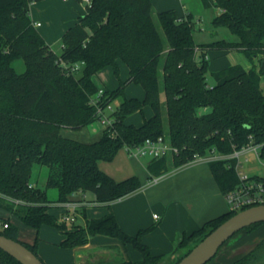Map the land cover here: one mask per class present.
<instances>
[{"label":"trees","instance_id":"obj_1","mask_svg":"<svg viewBox=\"0 0 264 264\" xmlns=\"http://www.w3.org/2000/svg\"><path fill=\"white\" fill-rule=\"evenodd\" d=\"M40 1L0 0V208L37 232L45 224L55 226L64 235L60 243L64 248L84 246L91 237L102 235L131 244L142 255L138 263L102 259L92 264H160L163 258L153 256L142 242L152 227L130 236L110 212L69 229L51 212L52 204L79 193H90L95 202L106 204L139 190L138 177L116 181L99 163L111 162L122 148L142 145L148 139L163 137L179 149L175 155L147 164L153 177L212 150L231 155L247 145L260 146L259 157L264 161V0H202L205 7L220 11L213 24L225 26L238 37L236 42L207 44L195 42V23L189 15L157 12L153 0H90L86 13L64 33L60 55L31 19V4ZM212 49L240 52L251 67L223 68L213 73L214 84L209 85L206 57ZM60 58L70 65H85L80 73L69 75L59 65ZM19 60L25 65L23 73L14 67ZM121 62L129 70L127 80L115 90L106 89L99 99L101 106L120 100L114 135L103 131L92 143L64 136L66 130L81 131L97 122L92 98L99 88L94 78L107 66L118 73ZM131 83L143 88V100L125 96ZM146 107L153 114L141 126L126 123ZM235 164L234 159L209 163L223 194L240 182ZM36 166L40 172L48 169L45 189L34 184ZM255 178L264 183V177ZM49 188L57 189L56 201L49 200ZM235 214L228 212L181 235L174 264ZM3 220L9 227L0 234L39 257L38 242L21 241L18 226L9 218ZM262 224L244 230L252 232ZM0 264L21 263L0 249ZM233 264H264V239Z\"/></svg>","mask_w":264,"mask_h":264},{"label":"crops","instance_id":"obj_2","mask_svg":"<svg viewBox=\"0 0 264 264\" xmlns=\"http://www.w3.org/2000/svg\"><path fill=\"white\" fill-rule=\"evenodd\" d=\"M172 6L164 5V3L158 2V0H153V7L157 12L167 9L166 7L171 8ZM86 11L87 4L83 0H43L32 3L30 7L31 19L45 42L49 46L60 43L61 52L64 33L76 25L79 18ZM52 46L50 47L54 50ZM231 52L240 53L237 51H227L225 55ZM250 67L251 63L247 60V65L244 68L249 69ZM146 108L143 114H145ZM207 111L208 109L203 110V112ZM150 112L151 114L148 117L144 116V119L152 116V110ZM143 122L135 126H141ZM126 123L134 125L127 120ZM86 128L81 131L66 130L63 134L70 139L84 143H92L99 140L102 136L103 128L101 127L97 131V129L94 130L95 127L93 126L91 140H84L81 135L86 133ZM92 134L94 135L92 136ZM124 149L118 152L113 161L100 162L99 167L116 181L136 176L141 181L142 187L136 192L111 203H98L97 205L102 206V209L95 212L92 217L100 218L112 212L122 230L130 236H135L141 230L152 227V231L144 235L142 239L143 244L149 248L153 256L163 258L164 261L160 264L170 260L175 262L179 257V253L175 252V247L181 235H189L201 229L208 221L229 212V205L225 194L219 188L207 161L197 159L179 168L169 170L159 177H153L147 170V164L150 163L152 158L147 162H143L139 157L129 155L126 149ZM249 154L243 155L245 161H249ZM247 175L264 177L249 173ZM154 178H158V182H154ZM34 184L36 183L34 182ZM85 195L87 200L94 201L92 194L85 193ZM71 198L79 199L81 198V194H74L69 199ZM52 205L53 209H61L58 211L60 213L59 216L55 215L61 220L65 209L60 203H53ZM88 207L84 205L78 209L75 225H85L87 219H92L88 217ZM53 209L51 210L52 213ZM154 215H157L158 219H155ZM7 218L17 225L18 228L19 224L23 225L19 219L0 208V219ZM60 236L61 243L64 235L60 232ZM19 237L21 241L32 245L30 243L31 239L23 236L20 233V229ZM263 239L264 224L252 232L243 230L230 238L227 241L228 243L226 242L227 244H224L225 246L223 245L224 247L222 246L223 248L221 247L222 249L220 248L217 255L207 264H233L248 254ZM38 249L42 251L41 246H38ZM69 254L70 258L68 262L57 260L56 258H48V262L49 264H92L102 259L118 261L119 257L122 260H131L135 263L142 260L141 253L133 245H123L115 238L102 235L91 237L88 244L84 246L71 248ZM43 255L47 257L46 252Z\"/></svg>","mask_w":264,"mask_h":264},{"label":"rangeland","instance_id":"obj_3","mask_svg":"<svg viewBox=\"0 0 264 264\" xmlns=\"http://www.w3.org/2000/svg\"><path fill=\"white\" fill-rule=\"evenodd\" d=\"M41 2V1H40ZM158 2L164 3V5L172 6L171 8L166 7L167 9H162L161 11L172 10L175 11L178 17H183L185 14L191 17L194 23H201L204 30H198L194 28L193 36L197 44H207L219 40H225L228 42L238 41V37L234 35L228 28L225 26H215L213 21L215 17L220 13L219 9L215 7H205L202 0H158ZM185 12V13H184ZM185 15V16H186ZM52 46V45H50ZM56 53L61 54V44L58 43L52 46ZM225 50H209L207 53L206 59H208V69H207V81L209 85L214 84L213 73L222 70L223 68L239 64L241 66L247 65V60L243 54H238L231 52L228 55H225ZM14 67L18 73H23L25 71V65L23 61L19 60L14 63ZM128 78V69L124 63H119V72L116 73L112 66L105 67L98 76L94 78L96 85L100 89H109L115 90L120 86L121 81H126ZM144 90L143 88L135 83H131L125 88V96L127 98H137L140 100L144 99ZM120 100H116L113 103L114 107H117ZM150 108H146L145 114L135 113L128 117L127 121L133 123L134 125H140L143 122L144 116L148 117L151 112ZM95 127L99 131L101 126L99 123H93V125L88 126L86 133L82 131V138L84 140H91L92 127ZM94 134H92L93 136ZM124 149V148H122ZM125 150V149H124ZM249 161H245V157L240 158V162L243 164L242 171L246 174L251 175H262L264 176V161L259 160L254 153L248 155ZM143 162H147L151 159L149 156H143L139 158ZM40 173V174H39ZM48 169L46 167L42 168V172L38 166L35 167L33 172V181L37 184L39 188L45 189L46 176ZM48 198L51 201H56L58 199V191L55 188L47 189ZM102 206L91 205L87 209L88 217H92L95 212L101 211ZM60 208L53 209L54 215L57 217L60 213ZM71 224L68 223V228L71 229ZM20 233L23 236H26L30 240L31 244L38 242V246H41L42 251L39 250V257L49 264L48 258H56L57 260H62L68 262L70 258L69 250L70 248H64L60 246V231L52 225L45 224L43 225L39 232L36 230L19 224ZM228 243V242H227ZM225 243V245L227 244ZM224 245V246H225ZM223 246V247H224ZM222 247V248H223ZM221 248V249H222ZM46 252V256L43 255ZM44 256V257H43ZM120 258V259H119ZM118 258V261L122 260L121 257ZM163 264H174V261H166Z\"/></svg>","mask_w":264,"mask_h":264},{"label":"built area","instance_id":"obj_4","mask_svg":"<svg viewBox=\"0 0 264 264\" xmlns=\"http://www.w3.org/2000/svg\"><path fill=\"white\" fill-rule=\"evenodd\" d=\"M67 1V0H65ZM86 4H90V0H83ZM194 28L198 30H204L202 24L199 22L194 24ZM58 63L63 67L67 74L76 75L80 73L84 67V62H78L75 64H68L62 58L58 60ZM106 89H98V92L92 98V104L97 108V123L103 128V131H109L111 135H114L112 128L115 123V112L116 107L113 104H107L106 106H101L99 99L104 96ZM260 146L247 145L241 150L235 151L231 155H220L215 150L210 151L205 156H196L194 160L201 159L207 162H213L217 160H236L235 170L239 177V184L235 189L231 190L225 194V198L229 205V212L239 213L245 209L264 205V183L255 176H249L241 169L243 164L240 162V158L243 155L254 153L256 157L260 160L259 149ZM129 155L134 157L149 156L152 159H158L165 156H172L179 152V149L173 147L166 138L159 137L157 140H146L142 145L138 146H127L125 147ZM158 178H154V182H158ZM81 198L79 199H68L65 202H61L60 205L65 209V213L61 217V221L66 223L74 224L77 221L78 209L81 206H91L97 205L95 201H89L84 193H80ZM18 203V201H17ZM155 219H158L157 215H154ZM9 227V223L0 219V231Z\"/></svg>","mask_w":264,"mask_h":264},{"label":"water","instance_id":"obj_5","mask_svg":"<svg viewBox=\"0 0 264 264\" xmlns=\"http://www.w3.org/2000/svg\"><path fill=\"white\" fill-rule=\"evenodd\" d=\"M262 222H264V205L245 209L220 224L177 264H207L235 234L251 225ZM0 249L21 264H44L25 245L1 234Z\"/></svg>","mask_w":264,"mask_h":264}]
</instances>
